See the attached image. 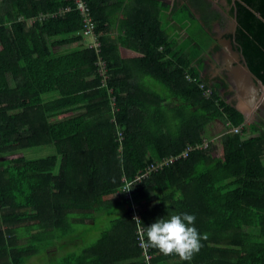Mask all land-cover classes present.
<instances>
[{
	"label": "trees",
	"instance_id": "obj_1",
	"mask_svg": "<svg viewBox=\"0 0 264 264\" xmlns=\"http://www.w3.org/2000/svg\"><path fill=\"white\" fill-rule=\"evenodd\" d=\"M85 1L99 55L84 44L75 10L28 23L72 7L71 0H0V264H144L122 178L199 144L214 119L232 127L244 122L216 93L204 97L188 56L168 58L177 42L162 30L160 14L169 7ZM227 2L237 21L235 42L264 86V0ZM190 7L203 17L209 9L191 0L172 15L194 24ZM120 45L134 55L125 56ZM65 46V53L55 52ZM139 73L144 79L133 82ZM146 79L182 104L164 106ZM47 95L58 98L46 102ZM248 133L224 134L219 157L212 155L214 144L196 150L134 190L145 232L157 219L188 213L202 237L191 261L151 248L153 264H264V137L245 139ZM48 147L54 152L46 157L27 155ZM18 151L25 155L4 158ZM77 224L101 237L87 244L72 233ZM53 247L58 256L48 262Z\"/></svg>",
	"mask_w": 264,
	"mask_h": 264
},
{
	"label": "crops",
	"instance_id": "obj_2",
	"mask_svg": "<svg viewBox=\"0 0 264 264\" xmlns=\"http://www.w3.org/2000/svg\"><path fill=\"white\" fill-rule=\"evenodd\" d=\"M150 1L169 7V10L160 14L162 30L169 33L171 42H177L174 51L168 58L177 57L179 59V57L188 56L190 69L197 72L202 83L216 93L225 105L237 110L242 115L244 120L242 126L246 132L253 131L252 135L248 133L245 139L264 137V86L252 72L258 80L248 71L242 51L235 42L238 26L232 14L233 4H229L227 0H202V3L209 7L204 11L205 18L201 12L190 7L196 23L189 24V22L179 23L172 13L174 9H182L185 5H190L191 0ZM117 33H120V30L115 29L114 35ZM67 49L66 46L60 47L55 52L63 54ZM120 52L125 56L134 55V52L123 45H120ZM143 79L144 76L139 73V75L135 74L132 80L139 82ZM145 81L148 83L145 86L147 89L153 92L157 91L164 99V106L182 104L178 99L169 100L170 93L164 87L157 86V83H152L150 79ZM54 96L58 98L57 95H47L46 102L53 101ZM53 121L55 120H50V122ZM229 126V123H225L222 119H214L205 127L203 138L221 137ZM216 145V151L212 152L213 157H219L220 154L218 144ZM31 154L34 156H29ZM23 155L25 154L23 153ZM27 155L31 159L37 158L35 152H29ZM261 161L264 165V151ZM61 244H65V242ZM64 251L67 249L62 250V252ZM47 254L48 262H52V259L54 261L52 257L58 256V248L49 249Z\"/></svg>",
	"mask_w": 264,
	"mask_h": 264
},
{
	"label": "built area",
	"instance_id": "obj_3",
	"mask_svg": "<svg viewBox=\"0 0 264 264\" xmlns=\"http://www.w3.org/2000/svg\"><path fill=\"white\" fill-rule=\"evenodd\" d=\"M73 3L72 7H64L61 8L58 12L55 13H47V14H40L37 19L36 18H30L27 21L30 23H34L36 20H39L40 22H43L50 18H57L59 16H62L65 13H68L71 10H75L80 14L81 20H82V35L83 37H89L90 38V44L87 45L88 48L93 49L96 51V54L101 53V43L99 41V35L96 32V22L94 21V18L92 17V14L90 12V8L85 0H71ZM100 58V57H99ZM98 65L101 67V70H104L105 63L100 58L98 60ZM103 72V71H102ZM187 80L189 82H197L196 78H192L189 74H187ZM199 89L203 92V95L206 99H210L212 97L213 91L208 89L204 83H199ZM113 105L116 107V100L113 99ZM243 127H230L225 134H240L242 132ZM120 139H122V136L120 135ZM215 139H207L203 138L202 141L199 144H196L195 146H189L184 151H182L178 155H173L171 157L165 158L162 161H153L146 165L144 169L139 170V173L135 176L134 179H127L126 177L122 178L123 186L121 188V192L125 193L126 199H129L132 202V208H133V218H139L140 217V208L135 204L133 201V193L134 190L146 179H148L155 171L163 170L167 166L171 164H176L180 160H185L189 158L190 154L196 150H203L207 151L208 149H211L212 144L214 143ZM130 189V190H129ZM128 190V191H127ZM142 232H145V229L142 224H137V240L138 244L142 250V261L144 264H153L155 261V254H153L151 248H142L140 243V235Z\"/></svg>",
	"mask_w": 264,
	"mask_h": 264
},
{
	"label": "clouds",
	"instance_id": "obj_4",
	"mask_svg": "<svg viewBox=\"0 0 264 264\" xmlns=\"http://www.w3.org/2000/svg\"><path fill=\"white\" fill-rule=\"evenodd\" d=\"M219 138L220 136L214 138L213 144L217 143ZM195 219L194 215L188 213L172 215L167 219H157L146 228V232L141 233V247L156 249L164 256H178L181 261H191L202 247L200 243L202 237L194 227ZM135 222L142 223L139 218H135ZM203 239H207L206 234Z\"/></svg>",
	"mask_w": 264,
	"mask_h": 264
},
{
	"label": "rangeland",
	"instance_id": "obj_5",
	"mask_svg": "<svg viewBox=\"0 0 264 264\" xmlns=\"http://www.w3.org/2000/svg\"><path fill=\"white\" fill-rule=\"evenodd\" d=\"M84 39H85V42H84L85 45L91 43L89 37H85ZM216 144L217 143H215L214 146H213V151L214 150L216 151V148H217V145ZM34 152H35L37 158H42V157H46V156L52 154L54 152V149L53 148H50V147H48V148H41V149H37ZM152 152L153 151L151 150V154H152ZM20 156H23V152H19L18 151V152L11 153V154L5 156L4 158L12 159V158L20 157ZM29 156H32L33 157L34 155L31 154ZM72 233L75 234V236L78 237V238L86 239L87 240V244H93L94 242H96L101 237L100 231L97 232V233H95V232L92 231V229L89 226L80 225V224H77V226L75 227V231H73ZM79 252H80V250H79ZM33 263H34V259H33L32 264ZM35 264H42V263H39V262H36L35 261Z\"/></svg>",
	"mask_w": 264,
	"mask_h": 264
},
{
	"label": "water",
	"instance_id": "obj_6",
	"mask_svg": "<svg viewBox=\"0 0 264 264\" xmlns=\"http://www.w3.org/2000/svg\"><path fill=\"white\" fill-rule=\"evenodd\" d=\"M247 67V66H246ZM247 69H248V71H250V68H248L247 67ZM250 73H251V71H250ZM252 74V73H251ZM253 75V74H252ZM254 76V75H253ZM255 77V76H254ZM256 78V77H255ZM256 80H258L257 78H256ZM260 81V80H259Z\"/></svg>",
	"mask_w": 264,
	"mask_h": 264
}]
</instances>
